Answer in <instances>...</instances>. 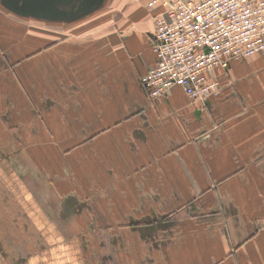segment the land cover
<instances>
[{"label":"crops","instance_id":"0c3cea01","mask_svg":"<svg viewBox=\"0 0 264 264\" xmlns=\"http://www.w3.org/2000/svg\"><path fill=\"white\" fill-rule=\"evenodd\" d=\"M42 1L0 0V264H264V52L153 99L158 7Z\"/></svg>","mask_w":264,"mask_h":264},{"label":"built area","instance_id":"2783aa9c","mask_svg":"<svg viewBox=\"0 0 264 264\" xmlns=\"http://www.w3.org/2000/svg\"><path fill=\"white\" fill-rule=\"evenodd\" d=\"M154 16L156 64L141 84L153 99L181 88L192 101L220 94L218 68L264 52V0H130Z\"/></svg>","mask_w":264,"mask_h":264},{"label":"rangeland","instance_id":"374dc122","mask_svg":"<svg viewBox=\"0 0 264 264\" xmlns=\"http://www.w3.org/2000/svg\"><path fill=\"white\" fill-rule=\"evenodd\" d=\"M130 3H131V1L130 0H128ZM93 12H90V13H88V14H85V16H93L94 14H96V13H93ZM75 21H77L76 19H75ZM92 24L91 23H89V24H85L84 26H83V28H80V29H78V30H83V31H87V30H92Z\"/></svg>","mask_w":264,"mask_h":264},{"label":"water","instance_id":"95a60500","mask_svg":"<svg viewBox=\"0 0 264 264\" xmlns=\"http://www.w3.org/2000/svg\"><path fill=\"white\" fill-rule=\"evenodd\" d=\"M46 2H47V0L42 1V3L40 4V6L43 7V5L46 4Z\"/></svg>","mask_w":264,"mask_h":264}]
</instances>
